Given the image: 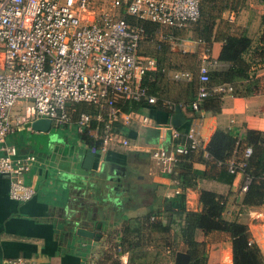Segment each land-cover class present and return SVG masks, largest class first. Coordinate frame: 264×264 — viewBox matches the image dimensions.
I'll return each instance as SVG.
<instances>
[{
  "label": "crops",
  "instance_id": "0c3cea01",
  "mask_svg": "<svg viewBox=\"0 0 264 264\" xmlns=\"http://www.w3.org/2000/svg\"><path fill=\"white\" fill-rule=\"evenodd\" d=\"M205 9L213 14L210 19L214 28L211 34H205L209 41L202 39L204 17L193 28L162 30L150 25L153 30H148L141 42L140 55L157 61V68L148 73L144 85L158 101L154 105L144 103L142 111L137 112L148 123L134 118L130 125H120L119 132L131 142V148L95 154L74 125L57 126L65 130L56 133L46 150H42V136L51 131H43L42 125L35 130L34 122L31 130L21 128L8 137L7 144L16 146L20 155L36 157L25 182L34 186L37 194L28 203L12 201L9 179L0 175V264L15 258L38 264H103L104 258H108L106 264H174L173 254L187 250L180 235L184 224L181 213L176 215L179 224L175 223L169 234L142 224L150 214L151 222L167 223L168 216L175 220L178 206L173 200L182 192L176 178L178 168L175 172L164 170L152 159V151H172L185 142L189 131L195 130L201 147L193 168L204 172L208 169L203 161L208 159L206 148L217 131L241 142L238 149L245 145L247 132L264 134V1L215 0ZM228 36H245L252 41L243 60L251 67L249 76L259 79V86L244 80L215 85L212 93L220 86L233 88L226 95L213 93L221 97L217 99L220 111H195L192 104L198 98L201 68L207 66L210 72L219 73L230 68L219 61ZM182 74L188 78L176 79ZM247 89L253 93L247 95ZM177 107L183 114L178 128L174 126ZM174 131L181 134L179 139L174 138ZM216 169L211 177L200 180L197 188L187 190V210L200 212L201 193L208 191L226 197L224 217L237 219L244 196L239 190L245 178L238 175L230 184L221 182L217 179L221 167L216 165ZM260 209L264 210V205L247 211L239 220L249 226L253 241L262 247L264 242L254 222ZM137 229L140 235L134 234ZM126 239L135 240L139 246L127 249ZM196 240L207 245L209 263L234 264L229 235H207L198 230ZM173 241L174 246L168 247Z\"/></svg>",
  "mask_w": 264,
  "mask_h": 264
},
{
  "label": "built area",
  "instance_id": "2783aa9c",
  "mask_svg": "<svg viewBox=\"0 0 264 264\" xmlns=\"http://www.w3.org/2000/svg\"><path fill=\"white\" fill-rule=\"evenodd\" d=\"M100 1L0 0V175L9 179V197L14 202L28 203L37 194L25 182L36 157L20 155L16 146L7 144L16 130H31L30 124L38 120L74 125L78 134H88L95 141L93 153L104 154L132 147L117 125L128 126L134 118L148 123L121 106L158 101L144 85L157 61L140 55L145 30L131 25L126 16L162 30L193 28L201 19V0H112L108 12L99 11ZM182 77L188 78L182 74L176 79ZM200 82L198 98L192 104L195 111L211 94L207 66L201 68ZM214 92L226 95L233 88L220 86ZM173 136L179 139L181 134L174 131ZM200 147L199 133L191 130L183 144L172 151L156 148L152 159L174 172L179 156ZM251 155L252 149L244 146L227 162L230 174L245 178L240 194L249 189L251 180L243 168ZM260 248L264 256V248ZM2 264L38 263L15 258Z\"/></svg>",
  "mask_w": 264,
  "mask_h": 264
},
{
  "label": "trees",
  "instance_id": "16d2710c",
  "mask_svg": "<svg viewBox=\"0 0 264 264\" xmlns=\"http://www.w3.org/2000/svg\"><path fill=\"white\" fill-rule=\"evenodd\" d=\"M214 1L215 0H201V19H203V17L206 18L203 29L204 35H202L204 41H209V38H205V34H211L214 28V24H212V20L210 19L213 17V14L205 9V5ZM131 18L132 17L128 19L131 20V22L126 20L133 26L139 25L143 27L145 33H147L148 30H153V27H150L152 23L138 22L132 18L134 19L133 21ZM200 21L196 24L197 26ZM251 45L252 41L245 36H228L225 39L219 61L229 65L230 68L221 73L214 71L210 72V89L215 87V85L233 84L234 81L237 80L249 81L254 87L259 86V79L249 76L251 67L243 60V55L250 49ZM261 54L264 57V49ZM252 93V91L248 90L247 95ZM218 98L221 97L211 92L209 97L201 104L200 109L219 112L220 103L219 100H217ZM207 104L212 105L210 106ZM144 105V103L126 102L121 106L125 112H141ZM117 127L118 131L122 128L120 125H117ZM82 140L91 147L96 144L92 138L85 134L82 136ZM243 142L245 143V147H250L252 149V155L249 159L244 161L245 168H243L245 176L250 178L251 181L248 191L243 194V201L240 203L238 210L239 217L234 220H227L224 217L227 210L226 197L213 192L203 191L200 196L202 210L200 212H192L187 210L185 193L189 189L197 188L200 180L211 177L210 173L217 170L216 165L221 167L217 179L228 184L232 183L234 175L229 173L227 162L235 152H237L238 155L240 154L242 149L238 148H240L241 142L228 133L217 131L206 148L208 159L203 161L206 163L208 169L204 172L193 168V161L199 149L191 151L185 156L178 157L176 164L178 176L176 178L179 181V188L182 192L173 200L178 206V210L174 211L173 214L175 215V220H173V216L171 215L172 217H167V223L163 221L151 222L152 214H150L146 217L144 223H142L146 228H152L169 234L171 233L173 225L175 223L179 224L177 222V220H179V217H177L178 213L184 215V224L181 227L180 235L187 250L185 252L178 251L173 254L174 264H211L208 261L209 255L207 245L199 243L196 240V233L198 230L204 231L207 235L216 232L229 235L232 240L234 264H264L262 250L259 245L253 241L249 226L239 220L241 215L247 213V211L264 205V134L261 132L249 131ZM97 144L99 145V143ZM238 150L240 151L238 152ZM139 231L140 229L134 230V234L137 233V235H140L141 231ZM137 237L135 236L134 238ZM125 242L129 243L127 246L129 250H133L135 246H139V244H134L135 240L131 241L126 239ZM174 244L175 242L173 241V243L168 244V247H172ZM124 249L122 250L123 252L126 251ZM107 259L108 258H104L102 261L103 264H106Z\"/></svg>",
  "mask_w": 264,
  "mask_h": 264
},
{
  "label": "rangeland",
  "instance_id": "374dc122",
  "mask_svg": "<svg viewBox=\"0 0 264 264\" xmlns=\"http://www.w3.org/2000/svg\"><path fill=\"white\" fill-rule=\"evenodd\" d=\"M110 2H112V0L100 1L99 4H98L99 11H107L108 12L111 9ZM117 14L122 15L121 13H119V11H117ZM129 18H130L129 16H126L127 20ZM132 20L134 21V19H132ZM128 21L131 22V20H128ZM61 130H65V128L64 127L60 128V127H57L55 125L50 126L49 131H51L52 134L50 132L49 135L42 136V150L43 149H45V150L47 149V147L51 144V139L56 137L55 136V135H57L56 133L58 131H61ZM260 211H261V213L254 217L255 218L254 222L257 225V228H258V231H259V235H261L260 238H262V242H264V210L260 209ZM259 229H262V232ZM262 247L264 248V246H262Z\"/></svg>",
  "mask_w": 264,
  "mask_h": 264
},
{
  "label": "water",
  "instance_id": "95a60500",
  "mask_svg": "<svg viewBox=\"0 0 264 264\" xmlns=\"http://www.w3.org/2000/svg\"><path fill=\"white\" fill-rule=\"evenodd\" d=\"M183 117L182 111L180 107H177L176 109V115H175V122H174V126L176 128H178L180 126V119ZM179 119V120H178ZM44 126L42 127L43 131H47V129L50 128V126H52L51 121L49 120H40V121H36L33 123L32 128H34L35 130H37L38 128H40V126ZM46 129V130H44ZM91 156H94L93 153H91ZM80 234H82L83 236L89 237V238H93V234L92 233H86V232H81Z\"/></svg>",
  "mask_w": 264,
  "mask_h": 264
}]
</instances>
